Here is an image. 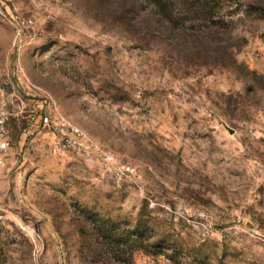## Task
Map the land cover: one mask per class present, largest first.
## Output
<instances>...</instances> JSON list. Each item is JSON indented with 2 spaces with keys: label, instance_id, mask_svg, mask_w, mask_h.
Returning a JSON list of instances; mask_svg holds the SVG:
<instances>
[{
  "label": "rangeland",
  "instance_id": "rangeland-1",
  "mask_svg": "<svg viewBox=\"0 0 264 264\" xmlns=\"http://www.w3.org/2000/svg\"><path fill=\"white\" fill-rule=\"evenodd\" d=\"M4 104L0 264H264V0H1Z\"/></svg>",
  "mask_w": 264,
  "mask_h": 264
},
{
  "label": "built area",
  "instance_id": "built-area-1",
  "mask_svg": "<svg viewBox=\"0 0 264 264\" xmlns=\"http://www.w3.org/2000/svg\"><path fill=\"white\" fill-rule=\"evenodd\" d=\"M5 107V104L0 107V154L7 153L10 149V143L7 139V126L9 122V115L6 113ZM43 123L45 126L51 125V121L48 117H45L43 119ZM60 126L62 128V135H66L65 129H67V131L70 130L73 133L76 132L74 128H72L70 125H67L66 123H63Z\"/></svg>",
  "mask_w": 264,
  "mask_h": 264
},
{
  "label": "trees",
  "instance_id": "trees-1",
  "mask_svg": "<svg viewBox=\"0 0 264 264\" xmlns=\"http://www.w3.org/2000/svg\"><path fill=\"white\" fill-rule=\"evenodd\" d=\"M153 4L161 6L164 0H150Z\"/></svg>",
  "mask_w": 264,
  "mask_h": 264
}]
</instances>
